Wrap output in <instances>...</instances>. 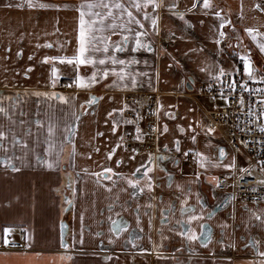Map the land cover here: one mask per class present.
<instances>
[{
	"label": "crops",
	"instance_id": "1",
	"mask_svg": "<svg viewBox=\"0 0 264 264\" xmlns=\"http://www.w3.org/2000/svg\"><path fill=\"white\" fill-rule=\"evenodd\" d=\"M6 2L21 7L5 8L3 5ZM32 2L53 7L29 8L27 0H0V96L12 97L11 101L5 99L3 105H15L9 110L17 121L15 125H9L6 120L0 119L8 132V152L0 150V236L4 234L5 227H10L12 231L8 236L18 246H0V264H260L264 258L256 254L252 241H258L259 250L264 251V227L250 217L252 212L264 214V202L232 203L213 197L215 186L210 178L228 175L232 170L223 165L231 162L234 155L225 149L226 155L221 159L218 152L221 147L206 134L204 112L212 109V105L203 99L196 101L185 95L195 84L211 79L207 71H200L201 68L207 69L215 62L226 71H233L239 59L227 51V39L233 37H239L244 47L241 49L243 54L247 53L245 47L251 49L255 60L264 70V55L260 54L255 42L244 31L252 27L264 33V12L255 8L260 0H211V9L207 10V14L202 0L201 7L191 11L189 9L195 0H175L178 7L169 9L162 6L156 9L158 30L152 28L150 21H146L147 35L142 37L143 43L150 45L152 51L141 48L132 52L134 40L130 38L126 50L116 53L120 59L137 61L125 69L136 76V84L132 85L131 76L120 81L110 74L89 89H80L75 85L68 87L74 77L73 69L59 62H55V66L60 78L52 87V62L42 63L45 55L73 54L78 27V13L73 6L82 0ZM119 2L127 5L130 0ZM169 2L165 0V4ZM64 5L68 7L64 8ZM55 6L61 7L58 9ZM216 11L232 22L222 29L226 37L220 46L214 43L219 23L214 15ZM144 12L152 14L153 8L142 9L138 18H142ZM173 13L183 14L187 23ZM119 39L118 35L111 36L112 41ZM257 39L264 41V36ZM38 44L40 47H37ZM46 44L52 47H46ZM9 48L10 51L6 50ZM219 48H223V51H219ZM236 50L234 54L238 55L240 49ZM30 55L33 57L31 60L28 59ZM107 66L116 67L117 71L123 67L113 66L110 61ZM29 67L31 71L25 76ZM91 71V66L81 67L82 76L90 75ZM188 79L192 80L190 90L186 87ZM125 84L126 88L123 87ZM36 91L75 95L77 105L90 95L103 97L82 116L75 137L77 151L74 158L70 156V144L64 143L60 152L64 135L62 125L68 119L65 114L69 111L68 106L57 100L37 97L33 94ZM137 92L157 94L155 117L149 119L143 116L138 121L143 139H135L137 123L121 122L113 134L112 120L130 119L126 113L132 112L133 105L126 103L129 107L123 113L114 112L111 118L107 117V112L123 107L126 96ZM166 112L174 113V118L166 116ZM37 119L43 127L36 125ZM106 119L108 123H105ZM20 120L25 123L20 124ZM49 123L54 126L51 138L47 132ZM164 125L168 126L167 132H163ZM200 125L204 126L203 129ZM10 127L18 140L28 144L27 150L21 144L13 148V133L8 131ZM152 127L157 129L155 132L161 153L169 157L162 162L167 172L152 166V190L149 192L146 189L131 196L126 178H132L131 174L142 161L147 163L150 152L145 147V138ZM178 127H183L185 131L181 133ZM98 132L102 135L97 136ZM192 135H196L195 144L190 139ZM120 137H123L122 141ZM177 139L180 140V152L175 151ZM165 145L170 151L164 150ZM113 148L115 153L111 159H107L106 154ZM132 149H138V152L133 154ZM189 149L203 153L211 163L201 168L193 153L187 157L183 155ZM57 152H60L58 161ZM133 155L135 158L131 159ZM6 156L20 157L11 161L19 171L14 172L3 163ZM117 160L122 163L117 165ZM217 161L219 166H213ZM49 162L53 164L52 168L48 167ZM103 167H111L114 173L121 174L125 179L110 174L116 182L113 184L92 175L101 172ZM197 172L201 173L198 182ZM169 173L173 182L167 179ZM135 178L143 185L142 174H137ZM68 184L70 190L65 194ZM177 184L185 189L191 187L188 206L195 207L197 213L200 211L196 198L199 192L207 205L205 211L214 213L212 219L206 221L204 229L205 233L211 229V242L202 244L201 239L188 241L178 234L186 230L187 225L177 221H186L189 213L181 216V204L176 199L181 195ZM148 204H151L150 208ZM171 206L174 207L169 211ZM109 207L112 208L111 212ZM137 215L141 218L139 225ZM109 217L121 222L118 224L122 229L119 235L112 231ZM221 224L228 226L222 228ZM191 226L199 236V224L192 222ZM173 228L175 230H170ZM82 229L84 243L80 244ZM97 232L103 235H95ZM61 240L68 245L67 249L61 247ZM26 241L32 243L31 249L24 247Z\"/></svg>",
	"mask_w": 264,
	"mask_h": 264
},
{
	"label": "snow or ice",
	"instance_id": "2",
	"mask_svg": "<svg viewBox=\"0 0 264 264\" xmlns=\"http://www.w3.org/2000/svg\"><path fill=\"white\" fill-rule=\"evenodd\" d=\"M5 8H13L15 7H21V5H13L12 3L6 2L3 5ZM27 6L29 8L34 7H40V8H47V7H53L52 5L47 4H39L36 5L32 2V0H27ZM151 6L153 8V13L150 14L148 12L143 13L142 18H138L140 16V12L142 9L148 8ZM166 6L169 9L173 7H178V5L175 3V0H170L169 3L165 4V0H130V2L125 5L124 3L119 2V0H82V2L78 5H74L75 11L78 13L77 20H78V27H77V34L75 37L76 40V46L74 49V52L71 56L68 55H45L43 57L42 63H49L52 62V66L50 69V80H51V86L55 87L56 82L59 80L58 76V68L55 66V62H59L60 64H67L70 65L74 72V77L72 78L71 82L67 85L68 87H72L75 85L77 88L80 89H89L92 85L98 84L109 77V75H113L118 77L120 81H124L126 77L131 76V82L134 86L136 84V76L132 75L131 72H126L125 69L129 65L136 64L137 61L134 59H120L116 55L117 52H124L126 50V47L130 43V38L134 40V46L131 48L132 52H136L141 48L147 49L149 51H152V48L150 45L143 43L142 37L147 35V30L145 29V22L150 21L151 26L153 29L158 30V14L155 12L156 9ZM59 9L61 6H55ZM64 8H67V5L63 6ZM201 7L200 0H195V2L192 4L191 9L199 8ZM202 7L206 10L205 14H207V10L211 9V0H202ZM255 8L261 12H264V0H260V2L255 4ZM117 11H113V10ZM135 10L134 11L132 10ZM174 15H178L179 19L184 20L185 23L187 21L185 20V17L183 14H177L173 13ZM214 15L218 18L219 23L217 25V35L214 37V43L217 46H220L222 42L224 41L226 37V33L222 30L224 29L226 24H231L232 22L230 20H226L221 16V13L219 11L214 12ZM243 18L242 15L240 17ZM203 23V21H201ZM135 25L136 27H132ZM233 31H235V28L233 27ZM244 31L251 37L252 41L255 42L256 47L258 48L261 55H264V41L258 40V36H264V33L258 32L257 29L252 27H247L244 29ZM112 35H118L120 36V39L117 41H112L111 36ZM237 42L239 43V37H237ZM46 47L51 48V44H46ZM231 47V44L228 45ZM37 47H40L38 44ZM10 51L9 49H6ZM201 51L203 49H200ZM189 51H194L193 49H190ZM219 51H223V48H219ZM99 54V55H97ZM20 53H17V56H19ZM33 57L30 55L28 57L29 60H31ZM239 60L242 61L243 65V74L245 76V82L239 83L235 79H229L234 74H238L240 72L239 68L234 67L233 71L229 72L226 71L222 66H220L218 63H213L210 65L207 69L201 68V72L207 71V74L216 82V84L219 85L218 88V94L221 99L224 100L225 105L228 106L230 103H236L238 106V109L244 113V115L248 118L245 124V127L241 129V131L251 132L252 128L248 127V125L254 124L257 120L264 118V87H250L249 84L246 82L248 80H251L253 82V85H262L264 84V75H257V69L253 65V61L251 58V49L246 54H239L238 56ZM110 61L111 65H121L123 67L119 68V71H117L116 67L109 68L107 66V62ZM87 68L88 66H91L92 71L90 75H81V67ZM31 71V68L24 73L25 76L28 75V72ZM136 75H145L143 73H137ZM113 84H116V81H113ZM6 86V85H5ZM123 87H127V85H123ZM209 89L212 88V84L208 85ZM239 87V95L237 96V88ZM244 93H248L249 100H245ZM27 94V93H26ZM37 97H45L47 100H57L60 103L67 105L69 111L66 112V116H68V119L63 123V139L61 141V147L60 152L63 151L64 143L70 144L72 146L71 148V157H75L76 155V143H75V137L78 135V128L79 124L81 122L82 116L87 114L89 109L94 108V106L97 104L98 100L103 99V97H97L95 95H90L88 99L81 101L79 105H77V97L75 95L65 96L60 93L56 92H39L36 91L33 93ZM255 97V100H252L251 97ZM17 98H19V93H17ZM7 99L9 101L12 100L11 96L8 97H2L0 96V119H4L8 122L9 125H15L17 121L13 119L14 113L10 112V108H14L15 105H10L9 107H5L3 105V101ZM109 99H112L109 97ZM215 99V97H213ZM129 106L125 103L123 107L116 109L113 108L111 111L107 112V117L111 118L113 116L114 112H120L123 113L126 108ZM247 108V111L244 112V109ZM23 114V113H22ZM166 116L169 118H174V113L172 112H166ZM141 117L139 114H137L136 120H130V119H122V120H112V127L111 132L113 134L116 133L117 128L119 124L122 122L124 124H133L137 123V126L135 128L136 140H142L143 139V133L141 128L138 126V121ZM20 124H24L25 121L20 120ZM36 125L38 127H43L42 122L37 119L35 121ZM105 123H108V120H105ZM203 129V125H200ZM189 128H191V125H189ZM259 132L261 134H264V124L258 125ZM157 129H153V131H156ZM178 130L183 133L185 129L183 127H178ZM8 131H11L12 137H11V144L13 148L17 144H21L22 147L27 150L28 144L26 142L20 141L17 139L15 132L10 127ZM168 131V126L164 125L163 132ZM194 131V129H193ZM215 131L214 127L211 125L207 126L206 134L213 133ZM48 136L51 138L54 135V126L49 123L47 128ZM29 134L30 131H29ZM102 135V133H97V136ZM193 144L196 143V135H192L190 137ZM123 140V137H120V141ZM120 141L117 142V147L120 146ZM255 142V141H253ZM259 142L261 145H264V135L260 138ZM244 143L245 147L248 146L249 141H242ZM0 150H3L5 153L8 152V132L4 130L3 123H0ZM165 151H170L167 148V145L164 146ZM98 151V149H96ZM175 151L180 152V140L175 141ZM60 152H57V161L59 159ZM133 154L138 152V149H132ZM219 157L223 159L226 155L224 148H219ZM115 153V148H113L111 151H109L106 154L107 159H111L113 154ZM189 153H193L196 158H198L197 162L201 168L205 167L206 164H210L211 162L208 161V158L201 152L194 151L193 149H189L188 151H185L183 155L187 157ZM20 159V157H5L3 160V163L11 167L12 171H19L20 169L15 166L11 161L12 159ZM90 158V155H89ZM131 159L135 158V155L130 157ZM39 160L40 158L37 157ZM169 159L168 156L161 153V150L159 147L157 148V152L155 155L149 153L147 156V163H144L143 161L135 168L134 172L131 174L132 178H126L127 179V185L131 188V196H136L137 192H144L146 189L150 192L153 188V180L150 176V172L153 170L152 166H155L157 168H160L161 171L167 172V169L162 167V162ZM122 163L121 160H117V165ZM175 163V161H174ZM74 166V165H73ZM213 166H219V161L216 162ZM260 171L264 173V160L259 161ZM48 167L52 168L53 164L48 163ZM224 168L235 170L237 167L235 157L232 158L231 162L224 164ZM143 169V172L141 170ZM87 172V170H85ZM240 180L244 179V175L251 176L253 174L252 166L251 164L247 168H240ZM116 175L119 179H125V177L121 176L119 173H114L113 169L111 167H103L102 171L99 173H92V175L96 176L98 179L103 178L107 179L109 181H112L113 184H115V180H113V175ZM137 174H142L144 178L143 185L139 180L135 178ZM201 175L200 172L196 173L197 182L198 178ZM227 179V175L225 177ZM168 181L173 182L172 174L169 173L167 176ZM210 182H214V186L218 187L220 186V182L217 180L215 176H212L210 178ZM261 185H264V179H260L258 181ZM238 186V185H237ZM107 187V186H106ZM169 187H171V183L169 184ZM177 190L181 193V195L176 196V199L180 201L181 208L180 213L181 216H184L185 213H189L187 215V220H180L177 221L181 225H187L186 230H181L178 234L181 237H186L188 241H195L197 239H201L202 244H207L211 242L212 239V233L211 229L209 228L207 232H204V229L206 228V221L212 219L214 213L212 211H205L207 205L206 202L203 201L202 197L200 196V193H196L197 203L199 204L200 211L197 213L195 207L188 206V198L192 195L191 187L189 186L187 189H185L182 185L177 184L176 185ZM110 191L111 188H108ZM251 191L255 192V188H251ZM75 191V190H74ZM175 196L176 194L173 193ZM151 199V198H150ZM71 203V201H68ZM254 203H258L259 201H253ZM147 207H151V204H148ZM174 206H171L168 210L171 211ZM109 211H112V208L109 207ZM251 211V210H249ZM234 218V217H233ZM111 224H112V231L119 235V233L122 231L120 227H118V224L121 222H118L117 220L111 219L109 217ZM140 216L137 215V225L140 223ZM250 219H254L255 221L259 222V225L264 227V214H258L257 212H252ZM81 220H83V217H81ZM192 222H197L199 224L200 228V235L198 236L197 233L192 228ZM227 224H221V227H227ZM124 227H127V225H124ZM170 230H175L170 229ZM12 229L10 227H5L3 229V235L0 236V246H4L7 248H13L18 247L15 245V242L13 240H10L8 238V235L11 233ZM23 235V233H22ZM97 236H102V232L95 233ZM80 244L84 243V237H83V229L81 230L80 238L78 241ZM109 242H112L111 236L109 237ZM258 241H252V246L254 249H256V254L260 257L264 258V251H260L258 248ZM60 245L62 248L67 249L68 245L64 243L63 240L60 241ZM25 248L31 249L32 243L26 241ZM179 251V249H177ZM39 255V253H37ZM70 259V257H68ZM106 259H110L106 257ZM255 264V262H253ZM260 264H264V259L260 261Z\"/></svg>",
	"mask_w": 264,
	"mask_h": 264
},
{
	"label": "built area",
	"instance_id": "3",
	"mask_svg": "<svg viewBox=\"0 0 264 264\" xmlns=\"http://www.w3.org/2000/svg\"><path fill=\"white\" fill-rule=\"evenodd\" d=\"M235 67L239 68L240 72L229 79H235L238 84L245 82L242 61L237 60ZM257 75L261 74L257 73ZM246 82L250 87H264V84L253 85L251 80ZM209 84H212L211 89L208 87ZM218 88L219 85L211 78L195 84L191 91L185 93L187 97L193 100L203 99L212 105V109L204 112L206 128L211 125L215 129L209 135L216 140L220 147L232 152L236 160L237 167L227 175V179L225 178L226 175L217 178L220 186L212 190V195L215 199L222 198L232 203H254L253 201L257 200L258 203L264 202V185L258 183L260 179H264V173L260 171L259 166V161L264 160V145L259 142L264 134H261L258 129L259 124H264V118L248 125L252 128L251 132H242L241 129L245 127L248 118L238 109L236 103H230L226 106L218 94ZM238 95L239 87L237 88ZM244 96L245 100L248 101V93H244ZM251 99L255 100L256 98L253 96ZM125 103L133 105L132 112L126 113L128 118L136 120L137 114H139L141 118L146 116L153 119L157 109V94L133 93L126 96ZM246 111L247 108L244 109V112ZM153 129V127L149 128L145 138V147L148 152L155 155L158 146L156 132ZM245 140L249 141L247 147L242 143ZM250 164L253 174L251 176L245 174L244 179L240 180V168H247ZM251 188H255L256 191H251ZM8 238L10 239L9 236Z\"/></svg>",
	"mask_w": 264,
	"mask_h": 264
},
{
	"label": "rangeland",
	"instance_id": "4",
	"mask_svg": "<svg viewBox=\"0 0 264 264\" xmlns=\"http://www.w3.org/2000/svg\"><path fill=\"white\" fill-rule=\"evenodd\" d=\"M228 40V43L229 44H231V47H228L227 48V51H228V53L230 54V55H235V57L236 58H238V56H239V54H243V52L241 51V49H243L244 47H243V45H242V43L239 41V43L237 42V38L236 37H233V38H230V39H227ZM235 46H236V48H235ZM239 46V47H238ZM237 48H239L240 50H239V54L238 55H236V54H234L235 53V51H237L236 49ZM233 53V54H232ZM252 59H254L253 57H252ZM239 60V59H238ZM237 62V61H236ZM255 67V66H254ZM258 67H260L259 65H258ZM261 68V67H260ZM262 69V71H264L263 70V68H261ZM258 73V72H257ZM197 100H199V99H196V101Z\"/></svg>",
	"mask_w": 264,
	"mask_h": 264
},
{
	"label": "trees",
	"instance_id": "5",
	"mask_svg": "<svg viewBox=\"0 0 264 264\" xmlns=\"http://www.w3.org/2000/svg\"><path fill=\"white\" fill-rule=\"evenodd\" d=\"M245 49H246V51L248 52L249 51V48L248 47H245ZM254 58V59H252V61H253V65L255 66V68L257 69V72L259 73V74H261V75H264V71H262V69L261 68H263L262 67V65L259 63V62H257V60H255V56L252 54V52H251V58ZM258 65L261 67H258ZM65 189H66V187H65ZM68 194L69 193V190H65V194Z\"/></svg>",
	"mask_w": 264,
	"mask_h": 264
},
{
	"label": "water",
	"instance_id": "6",
	"mask_svg": "<svg viewBox=\"0 0 264 264\" xmlns=\"http://www.w3.org/2000/svg\"><path fill=\"white\" fill-rule=\"evenodd\" d=\"M191 82H192V80L191 79H188L187 84H186L187 90H190V88H191L190 87Z\"/></svg>",
	"mask_w": 264,
	"mask_h": 264
},
{
	"label": "flooded vegetation",
	"instance_id": "7",
	"mask_svg": "<svg viewBox=\"0 0 264 264\" xmlns=\"http://www.w3.org/2000/svg\"><path fill=\"white\" fill-rule=\"evenodd\" d=\"M157 146H158V141H157ZM67 189L70 190V185H67Z\"/></svg>",
	"mask_w": 264,
	"mask_h": 264
}]
</instances>
